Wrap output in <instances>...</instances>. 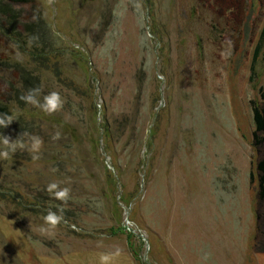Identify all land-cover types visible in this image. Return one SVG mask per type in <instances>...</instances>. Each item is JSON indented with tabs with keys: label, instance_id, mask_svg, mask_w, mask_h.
Listing matches in <instances>:
<instances>
[{
	"label": "rangeland",
	"instance_id": "rangeland-1",
	"mask_svg": "<svg viewBox=\"0 0 264 264\" xmlns=\"http://www.w3.org/2000/svg\"><path fill=\"white\" fill-rule=\"evenodd\" d=\"M263 30L264 0H0V135L44 142L0 158V264H264Z\"/></svg>",
	"mask_w": 264,
	"mask_h": 264
},
{
	"label": "clouds",
	"instance_id": "clouds-1",
	"mask_svg": "<svg viewBox=\"0 0 264 264\" xmlns=\"http://www.w3.org/2000/svg\"><path fill=\"white\" fill-rule=\"evenodd\" d=\"M229 48L232 45L230 40L227 41ZM40 89L37 87L30 88L25 94L20 96V100L26 104H31L38 107L47 114H53L63 108V100L57 91H52L43 96V100L39 98ZM13 117L7 113L0 114V128H7L12 122ZM27 137V139H22ZM61 133L57 131L53 136V140H59ZM43 140L38 135H33L28 132H23L17 139H12L9 136L0 135V144L3 145L0 149V158L7 160L10 154H14L17 150L27 151L32 153V159L40 158L41 149L43 147ZM46 190L56 199L66 204L70 198V187H61L58 182H51L47 185ZM63 208L57 211L48 209L47 214L43 216L44 225L41 226L42 233H49L54 231L62 222H64ZM121 255V250L116 249L115 252L102 253L99 256V264H116L118 257Z\"/></svg>",
	"mask_w": 264,
	"mask_h": 264
},
{
	"label": "trees",
	"instance_id": "trees-1",
	"mask_svg": "<svg viewBox=\"0 0 264 264\" xmlns=\"http://www.w3.org/2000/svg\"><path fill=\"white\" fill-rule=\"evenodd\" d=\"M14 2H29L31 0H10ZM264 38V30L262 31L261 39L259 40L253 57L252 62V70L254 72L255 64L257 61L258 54L261 51V40ZM37 51V50H36ZM263 98H264V89H263ZM254 123L255 130L253 132L254 141L256 146H263V150L261 151L259 160L257 162V170H258V179H259V190L258 197L261 200H264V105H255L254 106Z\"/></svg>",
	"mask_w": 264,
	"mask_h": 264
},
{
	"label": "water",
	"instance_id": "water-1",
	"mask_svg": "<svg viewBox=\"0 0 264 264\" xmlns=\"http://www.w3.org/2000/svg\"><path fill=\"white\" fill-rule=\"evenodd\" d=\"M141 236L144 238V240H145L146 243L148 244V243H149V242H148V241H149L148 238L144 237V235H142V234H141ZM145 260L147 261V256H146V255H145Z\"/></svg>",
	"mask_w": 264,
	"mask_h": 264
}]
</instances>
